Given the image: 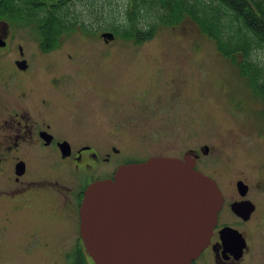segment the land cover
Listing matches in <instances>:
<instances>
[{"label": "rangeland", "instance_id": "374dc122", "mask_svg": "<svg viewBox=\"0 0 264 264\" xmlns=\"http://www.w3.org/2000/svg\"><path fill=\"white\" fill-rule=\"evenodd\" d=\"M146 1L69 0L63 23L70 31L61 35L59 31L56 38L40 33V29L43 34L45 31L43 10L30 11L27 26L15 23L11 30L15 36L33 38L29 40L31 52L60 53L58 60L65 68L88 69L93 84L88 99L93 107L103 103L108 111L100 124L110 132L111 146L127 149L129 155L142 159H181L193 157L192 150H199L201 172L219 182L226 199L219 226L237 228L253 246L251 257L241 264H264L263 98L252 93L237 68L218 52L215 42L188 20L159 29L145 43L125 38L122 32L130 24L128 13L136 4L142 8L136 13L142 16L141 28L146 30L159 21L156 14L145 12L150 0ZM152 1L149 7L155 4L163 8L169 0ZM204 2L217 4L200 0L201 5ZM16 6L12 5L14 11L20 7ZM0 7L8 11L7 5ZM104 33L114 35L111 44L100 39ZM34 37L55 43L43 41L41 49L34 51ZM253 53L255 61L264 65V47ZM93 115L95 121L101 120ZM205 147L207 154L202 153ZM238 181L252 186L248 197L257 207L244 222L234 218L230 210L233 195L239 197ZM45 220L40 226L46 241L58 244L65 224L59 220L53 225L54 218ZM68 233H79L78 225L72 223ZM53 249L19 252L0 247V264H54L58 254Z\"/></svg>", "mask_w": 264, "mask_h": 264}, {"label": "flooded vegetation", "instance_id": "af4514ba", "mask_svg": "<svg viewBox=\"0 0 264 264\" xmlns=\"http://www.w3.org/2000/svg\"><path fill=\"white\" fill-rule=\"evenodd\" d=\"M12 5L0 15V247L19 252L54 248L58 254L54 264H94L80 232V206L86 189L96 181L113 178L123 165L147 159L110 145V132L100 124L108 111L103 103L93 107L88 99L90 84L93 86L88 69L65 68L59 62L60 53L31 52L29 40L33 38L15 36L11 30L15 23L26 27L29 16L14 14L18 9L14 11ZM100 39L107 45L114 41ZM34 41V51L41 49L43 41L55 43L37 37ZM80 71L86 73L72 74ZM94 113L101 120L95 121ZM192 151L201 171L202 155ZM202 153L207 154L205 148ZM217 184L225 207L224 193ZM247 186L245 196L237 188L239 197L233 195L230 202L234 218L243 222L248 220L238 216L232 205L251 201L252 186ZM223 211L209 246L194 264H241L251 257L253 246L242 232L231 225L219 226ZM45 218H54L53 225L59 220L65 224L58 244L46 241L40 226ZM72 223L79 227L74 236L68 233ZM225 227L242 234L247 243L242 251L223 245L220 231Z\"/></svg>", "mask_w": 264, "mask_h": 264}, {"label": "water", "instance_id": "95a60500", "mask_svg": "<svg viewBox=\"0 0 264 264\" xmlns=\"http://www.w3.org/2000/svg\"><path fill=\"white\" fill-rule=\"evenodd\" d=\"M102 37L114 39L111 33ZM238 189L245 196L248 186L240 181ZM222 208L217 182L197 170L194 157H151L88 186L81 237L94 264H194L209 246ZM232 210L249 220L255 205L237 202ZM220 236L229 250L247 245L233 228Z\"/></svg>", "mask_w": 264, "mask_h": 264}, {"label": "trees", "instance_id": "16d2710c", "mask_svg": "<svg viewBox=\"0 0 264 264\" xmlns=\"http://www.w3.org/2000/svg\"><path fill=\"white\" fill-rule=\"evenodd\" d=\"M11 1L0 0V5L13 4L18 5L16 7H23L20 10L18 8V12H13L14 14L29 15V12L34 9L43 10L46 35L44 36L40 29L43 37L56 38L59 31L60 35L70 31L63 23L69 0H20V3ZM213 1L217 4L209 5L204 2L201 5L200 0L193 2L169 0L167 5H163V8H166L164 10L162 7L154 6L155 4L149 7L151 3H154L150 0L145 12L156 14L159 21L150 24L146 30L139 26L142 16L136 13L142 8L136 4L135 9L128 13L130 24L122 35L136 43H145L152 40L159 29L172 28L188 20L197 26L200 33L215 42L218 52L237 68L241 79H244L245 83L251 87L252 93L257 97L260 95L264 102V65L256 62L253 57V52L264 47V0ZM144 2L147 1L144 0ZM5 14L6 12L0 7V15Z\"/></svg>", "mask_w": 264, "mask_h": 264}]
</instances>
